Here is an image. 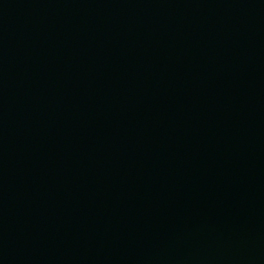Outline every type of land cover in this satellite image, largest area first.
Instances as JSON below:
<instances>
[{"label": "water", "instance_id": "1", "mask_svg": "<svg viewBox=\"0 0 264 264\" xmlns=\"http://www.w3.org/2000/svg\"><path fill=\"white\" fill-rule=\"evenodd\" d=\"M0 264H264V0H0Z\"/></svg>", "mask_w": 264, "mask_h": 264}]
</instances>
